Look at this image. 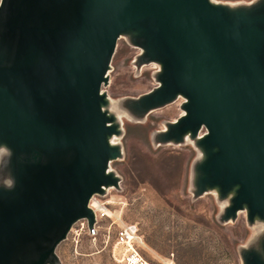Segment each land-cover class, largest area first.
I'll return each instance as SVG.
<instances>
[{
    "label": "water",
    "instance_id": "water-1",
    "mask_svg": "<svg viewBox=\"0 0 264 264\" xmlns=\"http://www.w3.org/2000/svg\"><path fill=\"white\" fill-rule=\"evenodd\" d=\"M123 34L160 64V86L135 102L145 113L182 96L185 115L161 141L190 135L204 156L198 194L234 191L224 219L242 209L264 220V1L230 10L209 0H1L0 147L12 185H0V264H55L88 203L117 187L121 156L101 88ZM244 264H264L256 252Z\"/></svg>",
    "mask_w": 264,
    "mask_h": 264
},
{
    "label": "rangeland",
    "instance_id": "rangeland-1",
    "mask_svg": "<svg viewBox=\"0 0 264 264\" xmlns=\"http://www.w3.org/2000/svg\"><path fill=\"white\" fill-rule=\"evenodd\" d=\"M209 1L230 10H250L264 0ZM143 54L132 43L131 34L119 37L107 82L101 88L107 101L104 110L119 130L110 143L120 148L121 156L108 166V172L119 180L116 188L95 196L120 223L137 225L143 242L139 250L149 261L244 264L246 252L264 258V220L249 222L245 208L225 220L234 191L222 198L216 188L198 194L197 165L204 156L198 141L206 130L202 128L195 138L186 135L180 142L161 141L168 126L185 115L186 100L178 96L142 114L133 110L136 101L160 86V64L144 62ZM8 166L9 152L1 146L0 185L6 187L12 185ZM108 227L109 221L102 222L93 240L84 232L77 236L79 223H75L55 249V264H117L103 238Z\"/></svg>",
    "mask_w": 264,
    "mask_h": 264
},
{
    "label": "built area",
    "instance_id": "built-area-1",
    "mask_svg": "<svg viewBox=\"0 0 264 264\" xmlns=\"http://www.w3.org/2000/svg\"><path fill=\"white\" fill-rule=\"evenodd\" d=\"M94 215V223L91 228L88 227L86 219L77 221L79 228L75 234L79 236L82 232L87 237L95 240L99 235L100 225L104 221H109V227L103 233L104 242L109 245L110 257L117 264H161L145 259L140 253V245L143 244L139 234V229L135 224L120 223V218L112 216L111 211L104 202L97 196H93L89 203ZM113 227V233L110 234V228ZM73 231V229H70Z\"/></svg>",
    "mask_w": 264,
    "mask_h": 264
},
{
    "label": "bare ground",
    "instance_id": "bare-ground-1",
    "mask_svg": "<svg viewBox=\"0 0 264 264\" xmlns=\"http://www.w3.org/2000/svg\"><path fill=\"white\" fill-rule=\"evenodd\" d=\"M108 188H104V191L106 192Z\"/></svg>",
    "mask_w": 264,
    "mask_h": 264
}]
</instances>
